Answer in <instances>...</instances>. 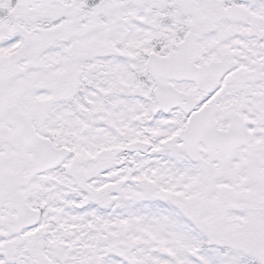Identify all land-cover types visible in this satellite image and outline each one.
<instances>
[{
  "label": "snow or ice",
  "instance_id": "snow-or-ice-1",
  "mask_svg": "<svg viewBox=\"0 0 264 264\" xmlns=\"http://www.w3.org/2000/svg\"><path fill=\"white\" fill-rule=\"evenodd\" d=\"M0 264H264V0H0Z\"/></svg>",
  "mask_w": 264,
  "mask_h": 264
}]
</instances>
